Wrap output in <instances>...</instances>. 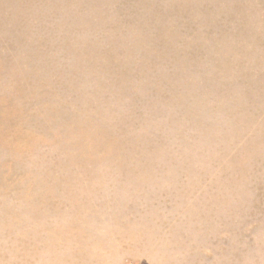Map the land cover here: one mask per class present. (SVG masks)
<instances>
[{"label":"rangeland","instance_id":"1","mask_svg":"<svg viewBox=\"0 0 264 264\" xmlns=\"http://www.w3.org/2000/svg\"><path fill=\"white\" fill-rule=\"evenodd\" d=\"M0 264H264V0H0Z\"/></svg>","mask_w":264,"mask_h":264}]
</instances>
